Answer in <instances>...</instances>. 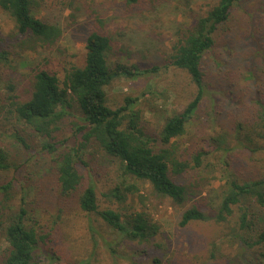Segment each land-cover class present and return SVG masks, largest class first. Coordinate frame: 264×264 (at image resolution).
Listing matches in <instances>:
<instances>
[{"label": "trees", "instance_id": "16d2710c", "mask_svg": "<svg viewBox=\"0 0 264 264\" xmlns=\"http://www.w3.org/2000/svg\"><path fill=\"white\" fill-rule=\"evenodd\" d=\"M122 1L128 6L140 2ZM250 1L253 2L215 0L185 32L180 30L175 35L168 64L185 74L181 86L190 88L191 96L182 110L165 120L158 132L151 133L142 123L136 97L126 95L120 104L109 103L106 88L115 78L155 73L157 68L141 70L135 64L108 63L110 39L107 36L97 32L88 34L83 66H71L62 78L30 67L24 96L9 95L5 101L0 100V124L1 116L5 115L6 122L13 125L8 134L9 142L23 148L29 149L34 136L42 140L39 152L47 156L46 174L52 178V186L44 187L42 193L56 202L57 210L51 216L52 223L48 221L49 215L46 216L49 224L43 225L30 215L26 195L20 198V203H15L14 179L1 184L0 264H38L40 255H45L46 251L51 259H57L59 249H63L70 262L67 230L65 233L61 227L68 221L63 208L67 204L77 207L86 217L100 220L119 241L135 242L137 246L151 242L157 227L143 212L126 214L117 208L100 209L98 206L96 183L91 175L85 178L81 171L87 165L86 156L94 154L113 160L121 179L119 185L116 182L103 193L105 197L122 203L127 194L138 191L139 183H147L155 195L181 205L187 190L176 181L189 169L201 170L202 161L210 156L211 150L227 153L220 163L228 166L230 175H223L225 191L214 220L230 219L237 207L235 237L238 236V242L246 249L264 245V226L260 223L264 217V158L258 159L262 162L258 172L242 180L238 175L246 168L243 154L231 145L235 142L248 155L261 153L264 156V75L259 79L255 70L258 56L250 57L241 52L242 45L253 44L264 34V0L252 3L251 7ZM237 11L239 14L235 17ZM0 12L13 21L15 34L21 37L17 44L21 52L33 51L36 46H50L60 37L58 26L35 17L32 0H0ZM241 20L243 23L239 24ZM7 54L0 52V63L5 69L11 66ZM24 62L25 59L22 64ZM7 87L13 91V85ZM221 90L229 97H226L228 101L218 104L217 118L229 121V126L234 120L233 126L229 129L222 126L223 132L206 145H199L196 153L190 150L183 155L178 153V142L196 112L208 99L214 100L213 93ZM68 123L76 125L75 131L71 137L60 140L58 137ZM69 139L73 140L72 145ZM222 145L226 147L222 149ZM20 166L17 156L0 139V173L15 172ZM127 178L136 184L126 185L121 190L120 185L125 184ZM206 219L207 216L193 206L182 212L179 226ZM110 244L107 242L111 248ZM260 255L255 258V264H262Z\"/></svg>", "mask_w": 264, "mask_h": 264}, {"label": "rangeland", "instance_id": "374dc122", "mask_svg": "<svg viewBox=\"0 0 264 264\" xmlns=\"http://www.w3.org/2000/svg\"><path fill=\"white\" fill-rule=\"evenodd\" d=\"M214 1L140 0L136 6H128L122 0H32L35 17L58 26L61 34L50 46H36L33 51L22 52L17 47L21 37L15 34L13 21L0 12V52L9 53L7 60L11 65L5 69L0 63V100L5 101L9 95L24 96L30 67L47 70L62 78L64 71L71 66H83L86 37L91 32H97L110 39V49L106 54L108 63L135 64L141 70L157 68L155 73L115 78L106 92L111 105L120 104L126 95L136 97L142 123L151 133L158 132L165 120L182 110L191 96V89L181 86L185 74L168 64L174 37L180 30L185 32ZM252 1L250 7L258 2ZM255 40L257 42L253 44L242 45L241 52L250 57L258 56L254 66L258 78L262 79L264 34ZM8 84L14 86L13 91H9ZM211 97L214 100L208 99L196 112L185 135L178 142V153L183 155L188 150L196 153L199 145H206L212 137L223 132L220 130L222 126L229 129L235 123L232 120L229 126V121L217 118L218 104L229 96L221 90ZM72 112L78 116L76 110ZM6 121L5 115L1 116L0 139L17 156L21 166L18 172L0 173V185L14 179L15 203H20V198L26 195L30 215L47 225L57 206L55 201L42 193L44 187L49 189L52 186V178L46 174L49 169L47 156L39 152L42 140L34 136L29 149L9 142L8 134L13 130V125ZM75 126L68 123L58 138L71 137ZM72 142L69 139V145ZM231 145L236 146V152L240 150L242 162L246 165L244 171L237 172L240 173L238 177L250 179L261 168L262 162L258 159L264 156L261 153L248 155L235 142ZM225 147L221 146L222 149ZM226 156L227 153L211 150L210 156L202 161L201 170H187L176 181L186 187L187 195L181 205H176L169 198L152 193L147 183H139L138 191L127 194L122 203L105 197L103 193L114 187L116 182L118 185L121 183L116 165L113 160L100 155H87V165L81 171L85 178L91 175L95 181L100 209L117 208L126 214L143 212L149 222L156 225L157 231L149 244L137 246L135 242L119 241V237L110 233L100 220H95L94 216L86 217L77 207L67 204L63 208L68 221H64L61 227L65 233L67 230L66 241L71 250V261L63 249H59L55 256L57 259H51L46 251L45 255H40L38 264H255V258L260 253L264 264V245L246 249L238 242V236L235 237L238 231L235 224L239 215L237 207H234L235 212L230 219L224 222L214 220L221 194L225 191L223 175H230L228 166L220 163ZM190 165H193L192 161ZM130 184L136 182L127 178L120 189ZM193 206L208 219L180 227L182 212ZM49 215L50 220L47 221ZM260 223L264 226V217ZM107 242L111 243V248Z\"/></svg>", "mask_w": 264, "mask_h": 264}]
</instances>
